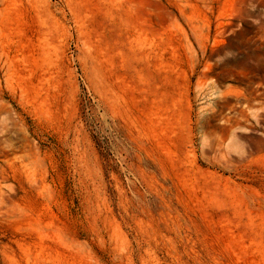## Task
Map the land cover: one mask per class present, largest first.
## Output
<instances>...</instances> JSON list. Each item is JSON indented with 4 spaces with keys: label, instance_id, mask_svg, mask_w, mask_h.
Returning <instances> with one entry per match:
<instances>
[{
    "label": "rangeland",
    "instance_id": "rangeland-1",
    "mask_svg": "<svg viewBox=\"0 0 264 264\" xmlns=\"http://www.w3.org/2000/svg\"><path fill=\"white\" fill-rule=\"evenodd\" d=\"M0 264H264V0H0Z\"/></svg>",
    "mask_w": 264,
    "mask_h": 264
}]
</instances>
